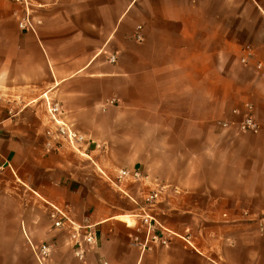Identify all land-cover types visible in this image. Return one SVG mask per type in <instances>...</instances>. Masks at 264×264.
<instances>
[{
	"label": "crops",
	"instance_id": "obj_1",
	"mask_svg": "<svg viewBox=\"0 0 264 264\" xmlns=\"http://www.w3.org/2000/svg\"><path fill=\"white\" fill-rule=\"evenodd\" d=\"M257 63L264 0H0V264H264ZM44 98L86 156L46 147ZM247 103L254 131L239 126ZM158 187L151 212L177 236L141 247L133 224ZM51 206L92 227L83 259Z\"/></svg>",
	"mask_w": 264,
	"mask_h": 264
},
{
	"label": "built area",
	"instance_id": "obj_2",
	"mask_svg": "<svg viewBox=\"0 0 264 264\" xmlns=\"http://www.w3.org/2000/svg\"><path fill=\"white\" fill-rule=\"evenodd\" d=\"M21 29L30 27L31 23L25 17L19 23ZM140 27H138L139 29ZM135 39L141 41L142 37L140 33H136ZM243 56L241 57V63L246 64L252 57V52L249 48L243 49ZM108 61L114 62L115 56L110 55ZM256 69L260 71L261 77L264 78V64L257 63ZM44 103L47 113V130H46V147L49 149H59L63 146H68L73 149L77 154L86 156V150L83 146L88 145L90 142L86 136L75 132L63 119V110L59 103L55 102L51 98H44ZM245 116L239 123L242 130H255V123L252 120V107L250 104L245 105ZM97 147V144H95ZM88 147V146H87ZM117 180H125L128 182L142 181L146 177L139 171L128 172L127 170H120L117 173ZM114 183V182H113ZM164 187H158L152 189L146 193L143 200L140 202V213L137 215L139 222L133 224L135 226L136 234L133 236V243L141 247H147V245H159L165 246L169 243L170 239L177 236L173 231L165 227L151 212L154 205L160 199V195ZM245 215H248L247 213ZM50 219L53 222L55 228H67L71 234V242L73 248V254L83 259L86 248L95 244V234L90 225H78L68 215L67 211L63 207L51 206L49 214ZM257 222L259 232L264 234V214H260L254 217ZM51 246L47 243H42L37 249L38 258L43 261L50 255Z\"/></svg>",
	"mask_w": 264,
	"mask_h": 264
},
{
	"label": "rangeland",
	"instance_id": "obj_3",
	"mask_svg": "<svg viewBox=\"0 0 264 264\" xmlns=\"http://www.w3.org/2000/svg\"><path fill=\"white\" fill-rule=\"evenodd\" d=\"M142 200H143V199H142ZM142 200H141V201H142ZM141 201H140V202H141Z\"/></svg>",
	"mask_w": 264,
	"mask_h": 264
}]
</instances>
